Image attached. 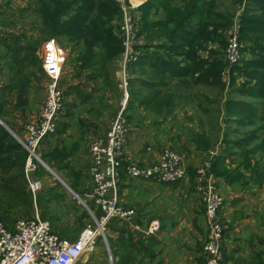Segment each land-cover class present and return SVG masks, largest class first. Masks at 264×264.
Instances as JSON below:
<instances>
[{"label":"trees","instance_id":"trees-1","mask_svg":"<svg viewBox=\"0 0 264 264\" xmlns=\"http://www.w3.org/2000/svg\"><path fill=\"white\" fill-rule=\"evenodd\" d=\"M216 1L145 0L137 6V37L142 38L143 42L137 45L141 52L135 61L129 63L128 68L132 72L152 74L146 82L141 78L126 79L128 97L122 112L126 120L130 116L126 114L135 110V100L146 102V107L164 117H175L182 99H196L202 115L207 112L217 117L221 113L220 108L206 110L205 94L202 91L193 92V88L198 85L208 84L216 89L211 99L216 105H219L226 88L240 95L264 100V0H232L234 4H244L240 15L239 39L245 46L239 62L229 68L226 80L223 78L226 63L222 50L232 14L228 10L216 9ZM29 7V15L35 17L30 30L35 31L38 38H57V42L69 50L67 58L75 68L76 75L89 72L91 79L100 77L104 89L109 87L112 94L117 89L118 97L121 96L119 82L113 72L114 64L123 50L116 24L122 19L117 0H35ZM22 37L27 36L17 34L6 38L11 41L8 45V69L14 80L8 88L16 90V106L26 101L28 82L34 74L30 66L35 64L38 70H42L39 56L35 53L37 39L24 42ZM6 39L1 42L6 43ZM62 42H65V47ZM214 43L217 48H211ZM136 81L146 83L150 92L142 94L134 90ZM63 94L64 97L71 95L79 104L87 103L92 97L91 92H83L77 84L69 85ZM226 100V117L236 116V102L232 98ZM4 103L0 102V119L17 133L15 127L3 118ZM75 106L63 102L64 116H73L71 111ZM68 126L67 120L62 118L53 134L62 133ZM199 128L191 131L190 140L198 150L206 151L213 146L215 137L206 135L203 119H200ZM223 141L226 147L209 160V172L213 176L223 178L229 185L241 187L248 184L247 170H251L250 180L263 176V173L253 172L250 156L253 149H245L250 143L249 139L224 138ZM236 146L242 148L241 152L233 150ZM260 147L264 149V141ZM76 148L77 144L69 149L54 146L53 150L38 153L43 161L53 167L62 164ZM26 158L27 150L21 142L0 124V220L3 223L9 221V212L30 213L33 200L24 176ZM50 159L53 163L49 162ZM125 166L123 162L124 169ZM195 170H190L192 180ZM72 176L74 180L69 185L79 192L77 186L80 175L72 171ZM107 241L109 243V238ZM258 260L262 264L261 255Z\"/></svg>","mask_w":264,"mask_h":264},{"label":"crops","instance_id":"crops-1","mask_svg":"<svg viewBox=\"0 0 264 264\" xmlns=\"http://www.w3.org/2000/svg\"><path fill=\"white\" fill-rule=\"evenodd\" d=\"M143 1L145 0H139L136 4ZM29 6L30 4L26 5L22 0H13V7L9 11L14 10L16 15L18 12L24 15L29 13ZM10 43V39H6V43L0 42L4 53L9 52ZM8 57L9 54H6L2 59L3 62H0V102H5L2 107L5 112L3 118L15 127L17 134L10 130L22 139L25 133L23 124L36 116L30 91L39 78L34 72L28 82L25 103L16 106V90L8 88V85L14 82L8 69ZM88 73L81 72L79 75L75 72L69 73V79L63 80L64 84H61L64 90L69 85L77 84L83 92L92 93L91 99L81 104L86 110L77 116L75 128L67 120L69 126L62 133H58V137H54L55 134L48 135L43 138L38 148V152H44L54 146L69 149L77 144L73 153L63 161L62 164L65 163L66 166L58 164L57 169L67 180H73L72 171L78 172L79 183L83 179V182L87 181L85 175L89 160L87 154H83L79 140L76 139L80 138L81 142L85 143L87 133L92 127L104 123V117L110 115L111 108V120L118 112V104L115 102L111 105V100L108 99L110 88L104 89L101 78L91 79ZM151 74V72H126V79L141 78L146 82ZM43 77L41 82L44 91V74ZM203 86V93L208 99L204 101V106L206 110L220 108L221 113L216 115L217 117L206 112L203 117L197 118V122L191 115V109L200 113L196 99L193 101L182 99L175 117H164L163 114L151 111L146 107V102L142 103L143 101L139 102V100L134 101L135 110L126 114L130 115L127 120L123 115L128 128L123 146V162L126 164L135 162L138 165L152 164L158 160L162 150L168 148L166 146L170 142L172 147L181 152L184 159L186 158L184 161L186 175L177 182L162 183L130 177L122 167L117 185L118 199L123 205L134 208L136 214L129 222L112 219L108 223V246L112 253V264L205 263V254L202 250L206 237L204 207L200 193L195 189L194 180L190 179V170L196 169L218 155L226 147L224 138L249 139L250 143L245 149H253L250 154L253 172L263 173V176L258 177L259 180L255 179L256 177L250 180L251 170H247L249 181L245 187L229 185L223 178L214 176L215 183L223 196V206L219 212V218L224 225L220 264H259V255L264 261V149L260 147L264 141V100L240 95L226 88L219 105H216L212 102L216 89L208 84ZM196 87L193 88V92L201 91ZM133 89L141 91L142 94L150 92L148 85L142 81L134 82ZM229 98L236 102V116L226 117L225 103ZM200 119H203L206 135L215 137L213 146L206 151L198 150L190 140L191 131L200 129L198 127ZM69 129L77 131L68 132ZM233 150L241 152L242 148L236 146ZM237 158L239 159V156ZM153 222L156 224V229L149 232L148 228ZM102 259V247L96 244L92 251L81 256L78 264H96Z\"/></svg>","mask_w":264,"mask_h":264},{"label":"built area","instance_id":"built-area-1","mask_svg":"<svg viewBox=\"0 0 264 264\" xmlns=\"http://www.w3.org/2000/svg\"><path fill=\"white\" fill-rule=\"evenodd\" d=\"M24 4H32L34 0H22ZM13 0H0V14H10ZM134 4L121 3L122 19L118 25L123 50L121 53V68L137 59L140 50L137 48V26L135 18L130 13ZM16 27L12 23H0V37L15 34ZM243 41L237 32L227 37L224 53L226 67L223 76L228 75L229 68L239 62L242 57ZM67 60V51L57 42L56 38L44 39L41 43L40 66L45 75L44 96L38 114L25 125L21 144L27 150L24 164V176L27 188L35 202L36 195L42 188V179L35 176L38 164H43L38 148L43 138L53 134L57 126V118L63 108L64 89L61 85V74ZM122 82L126 89V75L122 72ZM120 102V109L110 121L108 129L93 138L89 144L90 166L88 168L91 189L87 193L94 210L91 211L94 221L86 224L77 237L72 240L62 238L54 232L49 223L34 215L19 217L11 227L0 220V264H78L81 256L93 250L101 236L107 241L105 226L112 219L131 221L136 210L119 202L117 185L122 169L123 146L127 136V124L122 114L127 95ZM125 171L130 177L152 180L162 183H173L183 179L186 168L182 156L170 149L164 148L157 161L148 165H138L129 162ZM194 186L200 193L204 207L206 237L202 245L205 254L204 264H220L222 259L221 242L224 225L219 218L223 206L221 195L215 177L209 172V161L198 166L194 175ZM149 232L156 229L153 222ZM109 264L112 254L107 251ZM264 264V261L262 262Z\"/></svg>","mask_w":264,"mask_h":264},{"label":"rangeland","instance_id":"rangeland-1","mask_svg":"<svg viewBox=\"0 0 264 264\" xmlns=\"http://www.w3.org/2000/svg\"><path fill=\"white\" fill-rule=\"evenodd\" d=\"M117 1L119 2L120 7H121L122 2L125 3L126 5H128L129 3L134 4V7L132 9H130V13L134 16L135 22H136L135 25L137 26V29H138L139 28V26H138L139 12L136 10V8L140 3L136 4L135 2H133V0H117ZM137 1L139 2V0H137ZM243 5L244 4H234L232 0H217L216 1V9L222 10V11L228 10L232 14L231 25L225 33L226 44L222 50L223 53H225V50H226L227 37L230 36L232 34V32H234V31L237 32L238 37H239L240 15L242 13ZM10 11L12 13L7 14V15H3V14L0 15V23H5V22L11 23V24L13 23L16 27V31H15L16 34H26L27 37H25V38L22 37V40L24 42H27L30 39H37L38 43L36 46V52L35 53L37 56H40L42 41L44 39H47L50 37L38 38V34L35 31L33 32L30 30L31 24L35 20V17L33 15H29V13L28 14L25 13L23 15V14L19 13L18 11H17L18 13L16 15L14 13L15 12L14 10H10ZM120 21L117 22L116 24L119 25ZM12 36H14V34L9 35V36H1L0 42L2 40H4V38L6 39V38H10ZM118 37H120L119 33H118ZM56 40H58V39L56 38ZM138 42H139V44H141L143 42V39L139 38ZM242 43H243V47H244L245 43L244 42H242ZM62 45L65 47L66 46L65 42H62ZM211 48H217L216 44L215 43L212 44ZM0 50H1L0 51V62H3V60H2L3 57L6 56V54L10 55V52L4 53L1 47H0ZM65 50H67V52H68L67 54L69 55V50L67 48ZM205 54H206V52L203 53V55H205ZM68 55H67V57H68ZM242 56H243V53H242ZM68 58L66 60V63L64 64V68L62 71L63 73L61 75V81H62L61 84H64L63 80L69 79V76H70L69 73L76 72L75 68L71 64L70 59L68 60ZM120 59H121V56H120L118 62L116 64H114L113 72L116 73L115 75H116V78L119 82L118 88L121 90V96L118 97L119 94L116 91L117 89L115 90V92H113V94H112V91L108 94V99L111 100L110 104L112 105L115 102L118 104L117 110L120 109V102L122 101L123 97L125 96L124 91H126V95L128 97L127 88L126 89L124 88V85L122 82V72H125V75H126V72H132L128 68L129 64L126 66V68H124V69L121 68ZM35 66H36L35 64L31 65L30 69L33 72H35V74L36 73L38 74L37 77L39 79L36 80L37 83L36 84L34 83V85L32 87V91H30V92L32 94V98H33V101L35 104L34 112H36V115H37L38 111H39V106H41V103L43 100V95H44L43 85L41 82L44 79V77H43V71L38 70ZM224 78L226 80L227 75H225ZM196 88H198V90H201L202 92L204 91L203 85H198ZM63 102L65 105L67 103L76 104V106L71 111V114H73V116L65 117L64 116V110L62 108L60 114L58 115V119L56 122H59L60 120H62L61 118H64V119L68 120V122H70L71 125H73V128H75L77 116L84 113V110H86V108L84 106H82L81 104H77L78 101L72 96H66V98H64ZM109 113H110V115H106L104 117L105 121L101 126H98V127L94 126V128L92 127V129H90V131L87 133V139L85 140V143H83V141L81 142L80 138L76 139L77 141L79 140L78 143H80L82 146L81 150H82L83 154L88 155V156L86 155V157L89 160V163H88L87 169H86L87 174L85 175V177L87 178V181L83 182V180H84L83 179L82 182L78 184L77 188H78L79 192L74 191L69 185V182H72L74 179L73 180H71V179L67 180L61 174V172L57 169V167H58L57 165L52 167L44 161V163L46 165H44V164L39 165L38 164L39 170H38V173L35 174V176L40 177L42 179L43 185H42V188L39 191V193L36 195L35 202L32 203L30 213L23 214L20 211L19 212H15V211L9 212V215H8L9 221H6V222L4 221V223L8 227H11L13 222L19 217H32V216L37 214L39 218L46 220L49 223L51 229L54 232L58 233L60 236H62V238L69 240V241H72L77 237L79 232L82 230V228L86 224L94 221V217H93L91 211L94 212L95 215H98V211L94 210L93 205L89 202V197H87V193H89V191L91 189L90 180L88 182V177H89L88 168L90 166L89 144L93 140L94 137L100 135L102 132H104L105 130L108 129L107 127H109V121L112 118V108H111V112H109ZM109 113H107V114H109ZM191 115L196 120L200 116L201 117L204 116L194 109H191ZM30 121H31V119L29 121L25 122V124H23V127L25 128L26 123H28ZM197 122H198V120H197ZM7 127L9 128V126H7ZM198 127H199V125H198ZM24 128H23V130H25ZM76 131L77 130H74V129H73V131L72 130L70 131V129H69L68 132H76ZM14 133H16V132H14ZM55 136L58 137V132L55 133L54 137ZM166 147L175 150L176 152H178L181 155V152L174 149L172 147V144H170V142L167 144ZM51 149L53 150V148H49V149H46L45 151L51 150ZM76 156H77V154H76ZM66 158H68V157H66ZM185 159L182 157L183 162L185 161ZM49 162L53 163L52 159H50ZM59 164L61 165V163H59ZM184 165H185V162H184ZM67 172L68 171H66V173ZM60 181H62L64 184L61 183ZM85 205L89 209H87ZM105 235H106V238H108V225L105 226ZM96 244L101 246L102 250H103V259L96 262V264H109L108 256H107V251L109 248L108 241L105 242L104 239L100 236L98 238V241L96 242Z\"/></svg>","mask_w":264,"mask_h":264},{"label":"water","instance_id":"water-1","mask_svg":"<svg viewBox=\"0 0 264 264\" xmlns=\"http://www.w3.org/2000/svg\"><path fill=\"white\" fill-rule=\"evenodd\" d=\"M0 124L1 125H3L4 126V128H6L17 140H19L20 141V138L18 137V136H16L11 130H10V128H8L7 127V125H5L3 122H2V120H0ZM42 162H43V164L44 165H46L45 163H44V161L42 160ZM61 183H63L62 181H60ZM64 184V183H63ZM86 206V205H85ZM86 208L87 209H89L87 206H86Z\"/></svg>","mask_w":264,"mask_h":264},{"label":"bare ground","instance_id":"bare-ground-1","mask_svg":"<svg viewBox=\"0 0 264 264\" xmlns=\"http://www.w3.org/2000/svg\"><path fill=\"white\" fill-rule=\"evenodd\" d=\"M133 2H135V3H138V1H137V0H133Z\"/></svg>","mask_w":264,"mask_h":264}]
</instances>
